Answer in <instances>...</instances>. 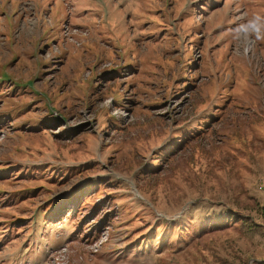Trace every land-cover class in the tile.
Returning a JSON list of instances; mask_svg holds the SVG:
<instances>
[{"label":"rangeland","instance_id":"obj_1","mask_svg":"<svg viewBox=\"0 0 264 264\" xmlns=\"http://www.w3.org/2000/svg\"><path fill=\"white\" fill-rule=\"evenodd\" d=\"M258 5L0 0V264H264Z\"/></svg>","mask_w":264,"mask_h":264},{"label":"crops","instance_id":"obj_2","mask_svg":"<svg viewBox=\"0 0 264 264\" xmlns=\"http://www.w3.org/2000/svg\"><path fill=\"white\" fill-rule=\"evenodd\" d=\"M242 1V3H248L249 5H251V6H253V7H256V13H257V11L258 10H260V8L258 7L259 5H258V2L259 1H264V0H241ZM2 4V3H1ZM0 8H2L1 6H0ZM3 12V11H2ZM8 13H10V12H8ZM34 14V13H33ZM2 15H3V19H4V21L6 22L7 20H6V17H7V15L8 14H6V13H2ZM6 15V16H5ZM47 14L46 13H44V16H46ZM34 17V16H33ZM5 29V28H4ZM35 30L37 31V33L35 34V36L33 37V39H32V41L30 42V48L28 49V51H27V56H28V58H29V60H31V62L33 63V62H36V59H35V57H33V55H32V46H33V42H34V40H35V38H41L42 37V35L44 34V30L41 28H39V29H36V27H35ZM4 31V30H3ZM2 31V32H3ZM4 43H6V47H5V49L6 50H4L3 52L5 53V54H7L8 56H9V54H10V52H9V45H8V42L6 41V39L4 38ZM1 43V42H0ZM4 47V44H3V46L1 47L0 46V49L2 48V49H4L3 48ZM24 49H26V48H28L26 45H24V46H22ZM20 49H21V46H20ZM7 56V57H8ZM20 56V55H19ZM6 58V57H5ZM4 58V59H5ZM0 61H2V62H5V60H0ZM30 62V63H31ZM47 62V60H45L44 59V57H43V54H42V56L41 57H39L38 56V63L40 64V67L38 68V70H36L35 69V67H34V65L31 63V65H32V72L30 73V76H31V74H35L36 72L38 73V71L39 70H41V69H43V64L45 65V63ZM12 64H15L14 63V61H13V63L11 62V64L9 65V67L12 65ZM46 66V65H45ZM6 71L7 72H9L7 69H6ZM36 73V74H37Z\"/></svg>","mask_w":264,"mask_h":264},{"label":"built area","instance_id":"obj_3","mask_svg":"<svg viewBox=\"0 0 264 264\" xmlns=\"http://www.w3.org/2000/svg\"><path fill=\"white\" fill-rule=\"evenodd\" d=\"M67 26V25H66ZM71 32H73L75 29L74 28H71L70 29ZM76 31V30H75ZM64 35L66 36V39H68V41H73L75 44L79 43V41L75 40L74 36H73V33H69V29H67L65 32H64Z\"/></svg>","mask_w":264,"mask_h":264}]
</instances>
